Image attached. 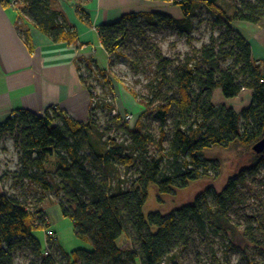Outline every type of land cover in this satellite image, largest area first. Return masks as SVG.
Listing matches in <instances>:
<instances>
[{
    "label": "trees",
    "instance_id": "16d2710c",
    "mask_svg": "<svg viewBox=\"0 0 264 264\" xmlns=\"http://www.w3.org/2000/svg\"><path fill=\"white\" fill-rule=\"evenodd\" d=\"M152 1L170 3L180 10L182 18L159 12L130 13L113 23L99 25L98 38L107 55L120 52L130 28L142 34L139 24L153 31L170 28L191 39L193 16L200 4L216 15L215 25L222 32L211 36L200 49H192V55L186 54L176 66L155 49L160 77L155 85L150 84V91L151 100H160L154 112L159 122L157 139L140 130L136 123L131 129L124 125L128 145L112 136L102 141V135L96 133L93 115L101 106L109 110L112 107L100 99L95 106H89L84 122L50 107L41 115L16 110L0 123V140L7 134H17L16 146L24 164L19 177L59 196L61 215L70 219L76 236L91 245V249L67 253L58 241L41 244L34 236V231L41 228L34 226L32 213L15 197L0 192V264H14L15 253L24 247H29L36 258L30 264H166L168 257L170 264H179L172 252L185 249L195 235L211 231L221 236L230 231L228 207L237 200V178H230L219 193L207 189L192 203L167 214L151 212L144 216L143 207L151 185L159 194H171L216 170L204 157L206 150L231 145L250 147L264 137V69L256 65L258 61L252 57L249 41L232 26L234 22L259 25L264 20V0H238L232 16L218 7V0ZM51 2L17 0L35 29L54 43L75 44V29L52 9ZM83 2L78 0L75 8L79 18L87 23ZM22 36L31 50L29 32L24 31ZM76 69L88 92L91 88L82 75L84 69L102 80L107 76L104 70L94 67L92 60L76 59ZM165 86L175 89L168 97L161 92ZM216 90L225 99L236 98L248 90L249 105L240 113L224 104L216 106L212 101ZM171 113L168 134L165 127ZM151 145L156 154H149ZM50 158L57 164L53 173L56 181L46 176L45 163ZM135 164L140 168L126 188L114 166L129 169ZM259 166H264V151L258 154L254 171ZM113 177L117 179L114 185ZM33 214L46 216L42 211ZM122 234L129 243L126 248L117 244ZM232 249V245H227L226 257Z\"/></svg>",
    "mask_w": 264,
    "mask_h": 264
},
{
    "label": "rangeland",
    "instance_id": "374dc122",
    "mask_svg": "<svg viewBox=\"0 0 264 264\" xmlns=\"http://www.w3.org/2000/svg\"><path fill=\"white\" fill-rule=\"evenodd\" d=\"M236 4H239L238 0L217 1L218 7L224 10L227 16L233 15ZM215 20L214 13L203 4L198 5L193 16L194 31L191 39L178 35L170 28L160 27L153 31L146 28L144 24H139L138 27L143 33L139 34L135 29L130 28L118 54L108 55L107 59L102 60L100 66L97 60L94 61V67L105 71L106 79L102 80L85 69L82 71L87 87L96 92V96L103 104H109L112 107L109 110L101 106L93 115L96 133L102 135V141L112 136L118 142L128 145L124 125L131 129L136 126V123L140 124V130L150 134L153 139H157L159 122L154 112L160 100H151L150 91V84L155 85L160 77L155 49L157 48L163 57L172 59L176 66L184 61L186 54L192 55V49H200L203 44L209 43L211 36L217 37L222 32V29L215 25ZM237 23L232 24L236 26ZM259 25L264 27L263 19ZM253 53L260 54L255 49ZM174 90L165 86L161 92L164 97H168ZM212 101L216 106L224 104L240 113L249 105L250 91L244 90L236 98L225 99L220 90H216ZM129 115L131 119H127ZM171 125L172 113L165 127L168 134ZM16 139L17 134H7L0 140V192L15 197L30 213L42 211L46 215V225L34 231V236L41 244L47 240L44 230L51 229L56 231L58 244L64 252L91 249V245L86 240L76 236L70 219L61 215L57 204L60 197L52 192H44L35 182L19 177L24 164L20 161L21 153L16 146ZM148 148L149 154H156L153 145ZM257 156L252 146L212 147L204 152L209 165L216 168V170L212 169L209 175L189 183L185 188L174 189L171 194H159L154 185L148 188V199L143 207L144 216L151 212L167 214L192 203L199 193L207 189L219 193L230 178H237L240 182L237 200L228 207V215L231 219L230 231L222 233L221 236L211 231L206 235H195L185 249L172 252L176 262L179 264H264V166H259L254 171ZM45 166H47V178L54 181L53 173L57 166L55 159H48ZM139 168V164L129 169L121 165L114 166L117 176L125 182L126 188L131 186ZM32 172L36 173V171ZM111 182L114 185L117 179L114 178ZM125 238L126 235L122 234L117 244L120 246L123 242L128 243ZM227 245H232L233 249L226 257ZM33 260L36 258L29 247L18 250L14 256V264H30ZM165 262L170 264L171 257H168Z\"/></svg>",
    "mask_w": 264,
    "mask_h": 264
},
{
    "label": "crops",
    "instance_id": "0c3cea01",
    "mask_svg": "<svg viewBox=\"0 0 264 264\" xmlns=\"http://www.w3.org/2000/svg\"><path fill=\"white\" fill-rule=\"evenodd\" d=\"M76 4L78 0L51 2L52 9L75 29L76 43L68 44L54 43L35 29L17 0H0V123L16 110L41 115L50 107L65 111L76 121H86L90 95L80 82L76 59L97 60L99 66L107 59L97 27L130 13L159 12L182 18L177 7L163 1L84 0L81 7L88 15L86 23L79 18ZM233 26L253 45L252 57L264 69V27L246 22ZM24 31L29 32L31 50L24 42ZM254 49L260 54L254 55ZM121 246L126 248L129 243Z\"/></svg>",
    "mask_w": 264,
    "mask_h": 264
},
{
    "label": "built area",
    "instance_id": "2783aa9c",
    "mask_svg": "<svg viewBox=\"0 0 264 264\" xmlns=\"http://www.w3.org/2000/svg\"><path fill=\"white\" fill-rule=\"evenodd\" d=\"M256 65H259V62H256ZM88 92V91H87ZM89 95L91 94V97H90V105L91 107L95 106L97 100L99 99L97 96H96V92L93 90V89H90V92H88ZM127 119H131V116H127ZM33 217H32V220H33V224L34 226H45V223L47 221V217H43L41 215H35V214H32ZM44 234L47 238V240H45V243L47 244V241L48 240H51L53 242H57L58 241V238H57V235L54 231H52L51 229H45L44 230ZM48 245V244H47ZM47 248V247H46ZM47 254V252H46Z\"/></svg>",
    "mask_w": 264,
    "mask_h": 264
},
{
    "label": "water",
    "instance_id": "95a60500",
    "mask_svg": "<svg viewBox=\"0 0 264 264\" xmlns=\"http://www.w3.org/2000/svg\"><path fill=\"white\" fill-rule=\"evenodd\" d=\"M252 150L258 155L264 151V137L252 146Z\"/></svg>",
    "mask_w": 264,
    "mask_h": 264
}]
</instances>
